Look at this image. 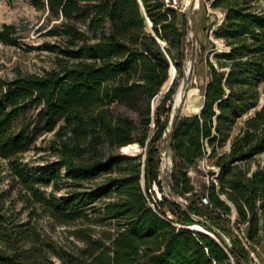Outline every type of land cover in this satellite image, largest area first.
Segmentation results:
<instances>
[{
	"label": "trees",
	"instance_id": "16d2710c",
	"mask_svg": "<svg viewBox=\"0 0 264 264\" xmlns=\"http://www.w3.org/2000/svg\"><path fill=\"white\" fill-rule=\"evenodd\" d=\"M208 1L222 18L211 23L203 15L199 24L215 26L211 35L223 50L208 40L200 112L170 116L185 79V15L163 0H32L55 21L46 31L56 40L55 66L0 87V157L21 186L20 200L56 224L87 225L71 232L81 247L62 249L33 223L7 222L0 193V264H55L53 258L62 264H252L250 250L261 244L264 228V0ZM16 40V25L4 23L0 41ZM171 65L174 80L153 106ZM32 106L40 108L34 129L53 131L48 147L55 161L39 170L23 160L32 146ZM168 125L171 192L189 202L163 194L153 209L152 184L163 191L156 146ZM130 143L144 149L143 160L121 155ZM206 155L217 170L194 182L188 167ZM42 182L51 184L48 194ZM104 222L108 228L89 225ZM195 224L205 232L188 228Z\"/></svg>",
	"mask_w": 264,
	"mask_h": 264
},
{
	"label": "rangeland",
	"instance_id": "374dc122",
	"mask_svg": "<svg viewBox=\"0 0 264 264\" xmlns=\"http://www.w3.org/2000/svg\"><path fill=\"white\" fill-rule=\"evenodd\" d=\"M177 12L180 15H185L187 19V51L188 55L185 59L184 74L185 79H181L173 95L171 101L170 116L178 113L180 115H189L196 112L197 106L203 101L202 89L208 80L207 67L205 58L210 53L211 44L215 43L217 51L223 50V44L219 40H215L211 35V29H202L199 24L203 15L209 18V21L219 22L222 18V13L219 10L212 9L208 0H176ZM204 4V9L201 4ZM46 12L38 10L34 7L32 0H12L10 3L7 0H0V29L4 23H13L17 27L16 44H6L0 41V87L4 88L7 84L20 74L26 73H42L45 70L52 69L54 64L55 50L52 44L56 42L55 38L46 35V31L55 21H48ZM196 23V26L194 25ZM203 43L204 50L200 48V43ZM211 58V55H209ZM176 74V73H175ZM166 82L160 91V94L152 100V105L158 104L162 94L165 92ZM193 88L197 89L196 93L189 95V91ZM181 92L180 100L177 101V93ZM264 100V95L260 98ZM167 106V105H166ZM40 108L33 106L27 112L28 117L32 120L30 135L32 137L31 149L24 154L23 160L27 161L30 169L39 170L45 164H50L55 161V158L50 155L49 143L53 137V131L48 132L42 129H34L38 121V112ZM117 110L128 113L134 117V114L128 111L123 106H118ZM242 121L240 120L232 131V136L235 135ZM136 146L130 148L126 152V156L132 158L144 159V149L137 143ZM229 144H226L224 150L228 149ZM122 155V150L119 149ZM260 159L264 160V154ZM216 171L212 165L208 155L199 159L194 166L188 167V174L194 182L208 181V170ZM143 182V181H141ZM163 191H160L156 184H152L151 191L148 194V201L154 204L159 201L164 194L168 199H175L180 204H187L189 199L173 195L171 192V180L168 178L162 179ZM41 190L46 194L51 191V184H40ZM20 184L16 183L12 177L10 164L7 159L0 157V193L3 194L5 203L1 211L8 217L7 222H25L28 221L37 226L41 233L50 238L57 246L62 249L73 251L77 247H81L83 243L74 237L72 230L85 227L87 223L75 221L68 225L56 224L46 215H42L40 210H36L34 206L25 203L19 199L18 192ZM65 190L56 193L58 197L64 194ZM171 215V220L176 222L175 216L166 211L165 215ZM10 216V217H9ZM96 215L90 214V223H96ZM230 218L235 217L232 213ZM93 225L96 230L101 227L108 228L106 222L103 224ZM200 226V225H199ZM192 227V226H191ZM205 231V230H204ZM262 241L255 251L250 250L252 264H264V228L261 230ZM55 264H62L56 258H53Z\"/></svg>",
	"mask_w": 264,
	"mask_h": 264
},
{
	"label": "built area",
	"instance_id": "2783aa9c",
	"mask_svg": "<svg viewBox=\"0 0 264 264\" xmlns=\"http://www.w3.org/2000/svg\"><path fill=\"white\" fill-rule=\"evenodd\" d=\"M163 1H164L165 6L171 7L177 10L176 0H163ZM170 130H171L170 125H168V127L163 132L161 138L157 142V146H156L158 150V154H159L158 180L161 183H162L163 178H168L171 180V172L173 168V158H172L173 152L170 147L169 136H168V134L170 133ZM149 205L153 209H155L154 204L149 203ZM166 217L168 219L172 218L171 215H168V214H166ZM173 224L179 226L177 223L173 222Z\"/></svg>",
	"mask_w": 264,
	"mask_h": 264
},
{
	"label": "water",
	"instance_id": "95a60500",
	"mask_svg": "<svg viewBox=\"0 0 264 264\" xmlns=\"http://www.w3.org/2000/svg\"><path fill=\"white\" fill-rule=\"evenodd\" d=\"M146 22H147V24H148L149 27L152 26V23L150 22V20H149L148 18L146 19ZM175 73H176V70H175L174 66H172V68L170 67V68H169V79H168V81H167L168 83H167V85H166V87H165V92H166V91L169 89V87L171 86V84H172V82H173V80H174V77H175ZM262 102H263V101L260 100V101H259V104L261 105ZM202 106H203V104L201 103L200 108H199L198 110H196L195 113H199L200 110H201V108H202ZM120 149H121V148H120ZM122 156H125V155L122 154ZM232 213H233V215H234V217H235V210H234V208H233ZM188 228H190V229H192V230H197V231L205 232L204 230L196 229V228H193V227H188ZM206 233H207V232H206ZM208 234H209V233H208Z\"/></svg>",
	"mask_w": 264,
	"mask_h": 264
},
{
	"label": "bare ground",
	"instance_id": "6f19581e",
	"mask_svg": "<svg viewBox=\"0 0 264 264\" xmlns=\"http://www.w3.org/2000/svg\"><path fill=\"white\" fill-rule=\"evenodd\" d=\"M171 68H172V65H171ZM197 92V89L196 88H193V89H191L190 91H189V95H191V94H193V93H196ZM180 97H181V92L179 91L178 93H177V101H179L180 100ZM200 108V105L199 106H197V108H196V110H198ZM136 146V144L135 143H130V144H128V145H125V146H123V147H121V150H122V154H126V152L130 149V148H133V147H135ZM193 228H196V229H201V230H204L201 226H199V225H197V224H195V225H193L192 226Z\"/></svg>",
	"mask_w": 264,
	"mask_h": 264
}]
</instances>
